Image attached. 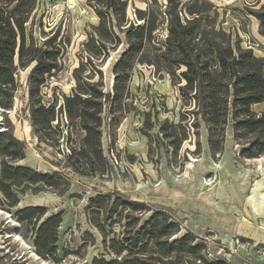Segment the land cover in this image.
<instances>
[{"label": "rangeland", "instance_id": "rangeland-1", "mask_svg": "<svg viewBox=\"0 0 264 264\" xmlns=\"http://www.w3.org/2000/svg\"><path fill=\"white\" fill-rule=\"evenodd\" d=\"M127 1L129 22L115 27L121 43L118 47L110 44L105 58H93L88 63L87 73L97 66L104 75L105 91L114 93L113 68L128 48L124 31L130 22L144 24V20L136 17V9L148 12L155 29L144 37L146 48L141 58L144 62L134 66L125 82L124 110L112 113L111 104L106 103L101 127L103 164L97 162L92 167L84 159L76 162L71 156V149H79L84 133L76 126L69 127L65 116L59 127L63 134L56 130L46 139L35 135L29 92L34 65L22 67L16 60L14 104L12 109L0 108V134L8 131L22 140L24 157L15 164L44 173L56 172L64 184L56 188L41 184L21 186L20 201L15 206L0 193V264H101L95 260L121 259L109 247L111 242L125 235L135 236L134 232L149 219L153 209L165 211L177 222L181 232L171 239L191 231L197 237L195 243L202 242L204 247L196 255H160L149 244L148 255H158L164 262L175 260L177 264H261L253 260L264 257V153L245 158L241 150L264 137L259 132L248 134L235 128L243 116L235 115L230 97L225 124L213 127L214 140L222 139L223 149L213 151L209 144L210 124L198 101L201 94H196L195 88L184 89L187 81L182 72L187 67L178 64L169 70L163 62L168 36L167 0ZM179 1L182 2L179 11L193 2ZM199 1L202 8H209L204 12L198 38L191 44L206 54L209 51L206 43L211 37L208 31L213 27L225 32L226 40L234 46L238 44L247 51L243 36L250 32L261 44L252 50L254 57L264 61V35L255 25L259 20L250 13L259 10L264 0ZM37 5L34 22L27 24V33H33L38 44L58 34L56 44L60 43L62 48L60 68L48 75L40 88L41 101L49 104L73 93L76 86L73 71L90 55L85 44L100 22L95 5L100 6L96 0H38ZM156 59L163 62L160 70ZM98 78L95 74V79ZM256 114L261 117L264 112ZM72 163H76L78 170ZM100 193L144 202L152 210L133 212L131 216L140 218L139 224L125 229L130 220L125 213L107 209L97 215L90 211V199ZM25 206L46 207L42 220L63 213L56 259L38 254L33 243V225L17 220L16 211ZM92 217L102 222L104 230L96 226ZM199 256L205 260L198 259Z\"/></svg>", "mask_w": 264, "mask_h": 264}, {"label": "trees", "instance_id": "trees-1", "mask_svg": "<svg viewBox=\"0 0 264 264\" xmlns=\"http://www.w3.org/2000/svg\"><path fill=\"white\" fill-rule=\"evenodd\" d=\"M99 8L95 5V11L100 22L94 27L89 35L85 46L89 47L90 55L81 60L80 65L73 71L76 86L71 95L55 98L45 104L41 101V86L46 83L47 76L60 68L59 58L62 48L58 41V34L53 38H47L42 44H38L33 33H27V24L33 23V15L37 9L38 0H0V108L12 109L16 89L17 70L16 60L22 67L34 65L30 78V102L31 121L35 135L46 139L56 130L63 134L60 125L65 116L68 125L80 128L84 136L79 144V149H71L72 157L82 158L87 165L95 166L97 162L104 163L103 147L101 139L103 133L102 114L106 103L111 104L114 113L124 110L122 101L126 83L130 77V71L142 60L146 45L144 37L152 33L155 23L147 15L148 12L136 9V17L144 20L143 25H135L130 22L126 32L128 48L122 52L118 62L113 68L115 81L113 83L114 93L104 90V75L97 66L93 71L87 73L88 63L93 58H105L109 52L108 47L113 44L118 47L121 37L115 27L127 25L129 18L127 0H96ZM168 7V36L166 38L167 48L163 52L164 64L167 69L172 70L178 64H184L187 69L182 72L187 83L184 89L195 88L196 94H201L200 101L207 123L210 124L209 144L213 151L219 152L223 149V140H214L215 128L225 124L226 114L229 109L228 99L233 100L234 113L243 116L235 124V128L245 130L248 134L259 132L264 137V115L258 117L251 105L264 102V61L254 57L252 50H241L240 46L233 45L226 40L227 34L222 30L217 31L211 27L208 33V50L206 54L201 49L191 44L200 27L203 25L204 12L208 8H202L199 0H193L186 6L185 10L179 11L182 2L179 0H167ZM210 6V4H208ZM259 20L261 34L264 35V4L259 10H250ZM181 14L184 16L182 17ZM220 37L222 40L219 41ZM211 58V59H209ZM206 59V60H204ZM156 59L155 63L162 67V63ZM171 73V71H167ZM98 74V79H95ZM7 94V95H6ZM195 94V95H196ZM6 96V98H4ZM57 121V125L54 122ZM220 130V129H219ZM69 137V136H68ZM264 139V138H263ZM180 145L177 142V148ZM264 153V140H253L250 145L241 150L245 158H252ZM0 193L12 206L20 201L21 186L41 184L45 187H61L64 183L59 174L44 173L28 165L15 164L22 160L24 150L22 140L20 141L11 132L0 134ZM71 166L78 170L76 163ZM96 169V167H94ZM89 209L93 214L112 209L114 212L124 214L130 218L125 224V229L139 224L140 218L133 217V212L141 213L152 209L140 201H132L121 196L100 193L92 197ZM47 213L44 206H25L16 211L15 215L19 222L33 225L34 248L43 257L56 259L58 248V229L63 223V213L52 214L42 220ZM93 218V217H92ZM132 218V219H131ZM96 226L104 230L102 222L93 218ZM133 220V221H132ZM129 230V233H131ZM134 232V231H133ZM180 228L177 222L163 210L153 209V214L142 224L135 236L125 235L121 240L114 239L109 246L121 259L113 258L111 261L97 259L95 262L101 264H177L175 260L162 261L158 255H148L149 244L154 246L160 255L189 254L196 255L204 247L202 242H197L193 232L188 231L181 237L171 239L179 234ZM198 259L205 260L203 256ZM220 264V263H212Z\"/></svg>", "mask_w": 264, "mask_h": 264}, {"label": "built area", "instance_id": "built-area-1", "mask_svg": "<svg viewBox=\"0 0 264 264\" xmlns=\"http://www.w3.org/2000/svg\"><path fill=\"white\" fill-rule=\"evenodd\" d=\"M253 35V37H252ZM250 34V32L245 33L243 36V43L246 49L256 50L260 47V42H258L257 38H255L254 34Z\"/></svg>", "mask_w": 264, "mask_h": 264}, {"label": "crops", "instance_id": "crops-1", "mask_svg": "<svg viewBox=\"0 0 264 264\" xmlns=\"http://www.w3.org/2000/svg\"><path fill=\"white\" fill-rule=\"evenodd\" d=\"M255 25H256V27L258 28L259 27V23H258V21L256 20L255 21ZM259 29V28H258ZM255 35V34H254ZM254 111H262V112H264V102L263 103H257V104H254V106H253V108H252ZM226 143H229V141H227ZM224 153H225V151H224ZM231 156V155H230ZM230 158V157H229ZM231 159V158H230ZM225 174V173H224ZM223 174H221V176H222ZM225 176V175H224ZM223 176V177H224ZM254 261V263H261V264H264V257H255V259L253 260Z\"/></svg>", "mask_w": 264, "mask_h": 264}, {"label": "water", "instance_id": "water-1", "mask_svg": "<svg viewBox=\"0 0 264 264\" xmlns=\"http://www.w3.org/2000/svg\"><path fill=\"white\" fill-rule=\"evenodd\" d=\"M114 81H115V77H114L113 80H112V85H113Z\"/></svg>", "mask_w": 264, "mask_h": 264}]
</instances>
